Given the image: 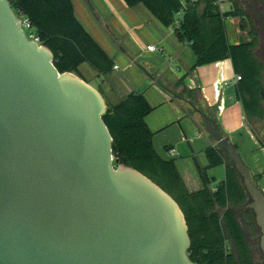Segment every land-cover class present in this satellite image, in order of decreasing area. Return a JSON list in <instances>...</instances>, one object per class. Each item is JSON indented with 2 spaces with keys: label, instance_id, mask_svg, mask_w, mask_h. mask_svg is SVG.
<instances>
[{
  "label": "water",
  "instance_id": "95a60500",
  "mask_svg": "<svg viewBox=\"0 0 264 264\" xmlns=\"http://www.w3.org/2000/svg\"><path fill=\"white\" fill-rule=\"evenodd\" d=\"M53 63L0 0V264H192L178 204L114 159L104 98ZM194 111L242 180L264 259V193L217 121Z\"/></svg>",
  "mask_w": 264,
  "mask_h": 264
},
{
  "label": "trees",
  "instance_id": "16d2710c",
  "mask_svg": "<svg viewBox=\"0 0 264 264\" xmlns=\"http://www.w3.org/2000/svg\"><path fill=\"white\" fill-rule=\"evenodd\" d=\"M8 1L16 16L28 21L30 32L40 44L53 53V64L59 73L69 72L86 81L80 74L83 64L90 66L99 79L113 72V60L78 21L71 0ZM121 1L128 8L142 5L163 27L173 30L179 43L193 52L194 65L175 83L165 86L158 81L162 91L187 105L188 116H194V109H197L210 117V109L199 88L185 87L187 76L198 67L230 60L234 74L241 78L235 85V94L242 104L247 123L249 127L261 123L264 130V64L254 55L260 50V32L264 33V0H256L258 8L252 10L256 25L249 21L250 13L241 0H229L222 14L215 5L216 0ZM229 18L239 20L242 31L247 27L246 41L229 44L225 30V20ZM97 90L107 108L102 120L112 138L114 159L149 178L178 204L188 227L190 247L187 256L192 264H254L242 226L253 234L258 228L253 213L243 210L250 198L224 150L219 145L205 148L207 166L196 164L201 188L189 192L175 161L160 157L153 148V133L146 123L153 108L145 96L131 92L119 100L111 89L105 92L98 87ZM197 125L214 141L211 127L206 122L201 119ZM251 132L257 137L253 129ZM221 166L225 176L216 182L207 171ZM236 212H241L243 220L240 221Z\"/></svg>",
  "mask_w": 264,
  "mask_h": 264
},
{
  "label": "rangeland",
  "instance_id": "374dc122",
  "mask_svg": "<svg viewBox=\"0 0 264 264\" xmlns=\"http://www.w3.org/2000/svg\"><path fill=\"white\" fill-rule=\"evenodd\" d=\"M241 2L244 3V7H246V10L250 13L249 21H252L255 24L252 10L255 11V9L258 8L257 5L255 6L256 0H241ZM149 16L151 15L149 14ZM151 18L153 17L151 16ZM93 20L95 22L92 23L101 29V34L104 38L107 39V34V36L109 35V37L117 40L115 34L111 31L108 32L105 28L107 26L104 24L101 25V22H98L99 20L96 16L93 17ZM138 20L140 26L135 27V29L130 26V28L121 32L117 41H112L113 46L118 53L115 64L118 66L119 70L116 71L115 74L118 75L122 86L123 84H126L128 87H133L135 92L142 93L153 108V111L146 118V123L148 124L150 131L153 133L152 145L155 151L159 154L166 155L169 153L168 149L173 148V157L176 161L180 162L179 168H181V166L184 167L185 165H189V163L195 168L193 159L190 158L191 160H188L185 158L187 152L191 154L192 151L189 149L187 142L184 141V138H187L190 141H195V148L198 147L201 142H205L203 136H199L197 131V129H199L197 123L201 122V119L196 113L192 117L188 116L186 113L188 108L187 105L177 99H173L169 94L162 91L158 83V81H160L165 86H171L193 66L195 56L187 46L183 47V54L180 58L176 59L174 56H169L166 51L163 52L160 50L161 46H159L153 38H148L147 35L143 34V29L149 30V26L145 24L142 25L139 16ZM239 24V20L231 18L225 20L226 36L231 45L247 40V27L242 31ZM25 32H27V30H25ZM260 34V45L262 46L264 45V33L260 32ZM147 45H153L156 48V51L148 52L146 50ZM261 46L259 51L257 50L254 52V55L264 64L260 54L262 50ZM80 74L95 89L101 87L107 92L109 85L106 80L103 79L101 81L97 77L96 72L90 66L87 64L81 65ZM230 76L231 78L233 77L232 73ZM229 82V87L234 88L233 81L231 80ZM225 86L224 88H226ZM110 99L112 100V98ZM262 126L263 124L259 123L254 124L249 128L250 131L252 129L255 131L257 137L254 135V132L251 133L256 139L258 138L264 146V130H262ZM212 142L213 145H218L214 141ZM263 146L260 145V147L264 149ZM245 148L247 154L244 152H239V154L242 157L243 163L248 167L251 162L249 151H247V149L251 148V144L247 141L245 143ZM204 149L201 152L196 153L197 161H199L198 163L202 166L203 164H207ZM196 151H198V149H196ZM258 159L260 162L258 164L262 165L261 167L264 170V157L260 154L258 155ZM222 170V168L217 167L208 169L207 173L209 176L215 175L220 177L222 176ZM218 173H220V175H218ZM236 213L240 221L243 220V218L240 217L241 212ZM242 227L249 242L250 250L254 258V264H263L264 259L259 249L260 233L258 229L255 234H253L247 227Z\"/></svg>",
  "mask_w": 264,
  "mask_h": 264
},
{
  "label": "crops",
  "instance_id": "0c3cea01",
  "mask_svg": "<svg viewBox=\"0 0 264 264\" xmlns=\"http://www.w3.org/2000/svg\"><path fill=\"white\" fill-rule=\"evenodd\" d=\"M71 2L78 21L90 34L93 40L99 45V47L107 54V56L113 60L114 67H117L116 70L113 69L111 74L104 76V78L101 77L100 80H106L107 84L109 85L108 89H111L115 97H117L119 100L126 97V95L129 93L135 91L133 87H128L126 84H123L122 86L120 83L118 75L115 74L119 68L115 64L118 53L113 46L112 41L114 39L109 37V35L107 36V34V39L102 36L101 29L92 23L95 22L93 17L96 16V18L99 20L98 22H101V25H106L107 27L105 28L108 30V32H113L118 40L121 32H124L125 29L130 28V26H132L134 29L135 27L140 26V23L138 22L140 20H138L139 16V18H141V24L149 26V30L143 29V34L147 35L148 38H153L154 41H156L159 46H161L160 50L163 52L166 51L169 56H174L176 59L180 58L183 54V47L185 45L179 43L176 40L173 30L171 28L163 27L154 18H151V16H149L147 13V10L142 5L128 8L121 0H71ZM231 73L233 76L232 78L230 76ZM234 78L235 74L233 72L231 61L224 60L196 68L187 76L184 81V85L188 89L199 88L201 90V94L206 102L207 108L210 109L208 115H210V118H213L217 121L222 136L228 139V141L233 146H235L238 154L239 152H244L247 154L245 143L247 141L251 144V148L247 149V151H249L251 162L247 168L249 169L257 187L263 192L264 170L261 167L262 165L258 164L260 163L258 155L261 154L264 157V149L260 147L258 140L251 133L243 112L242 104L236 98V83ZM231 80L234 83V88L229 87V81ZM224 86L226 88H224ZM214 106L217 107V110L213 109ZM197 131L198 135L203 136L205 139V142H201L198 147L195 148V141H190L189 139L184 138V141L187 142L189 149L192 151L191 154L187 152L185 158L188 160H191L190 158H192L195 168H193L190 163L189 165H185L184 167L181 166V168H179L180 162L176 161V159L173 157V148L168 149L169 153L166 155L158 153V155L164 159H172L175 161L177 171L189 192H195L201 188V183L197 175L196 164H198L200 167L207 166V164H203L202 166L198 163L199 161H197L196 153L201 152L209 145H213V142L210 140L204 130L197 129ZM196 149H198V151H196ZM218 168L223 169L222 176H209L215 178L216 182L222 181L225 176L224 167L221 166ZM218 175H220V173H218Z\"/></svg>",
  "mask_w": 264,
  "mask_h": 264
},
{
  "label": "built area",
  "instance_id": "2783aa9c",
  "mask_svg": "<svg viewBox=\"0 0 264 264\" xmlns=\"http://www.w3.org/2000/svg\"><path fill=\"white\" fill-rule=\"evenodd\" d=\"M196 1V0H194ZM215 5L218 6L220 13H224L229 5V0H216ZM20 24H21V29L24 31L26 34L28 40L35 42L37 45H41L39 42V39L30 32V25L28 21L24 18H19ZM27 30V32H25ZM146 50L148 52H155L156 48L154 46H147ZM114 70L117 69V67L113 68ZM241 80L240 76L235 75L234 81L235 83L239 82Z\"/></svg>",
  "mask_w": 264,
  "mask_h": 264
},
{
  "label": "flooded vegetation",
  "instance_id": "af4514ba",
  "mask_svg": "<svg viewBox=\"0 0 264 264\" xmlns=\"http://www.w3.org/2000/svg\"><path fill=\"white\" fill-rule=\"evenodd\" d=\"M261 59L264 61V45H262V50H261Z\"/></svg>",
  "mask_w": 264,
  "mask_h": 264
}]
</instances>
